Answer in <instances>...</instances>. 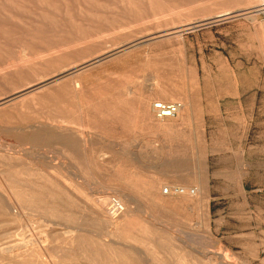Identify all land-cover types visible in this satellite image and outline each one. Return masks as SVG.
Masks as SVG:
<instances>
[{"label":"rangeland","instance_id":"1","mask_svg":"<svg viewBox=\"0 0 264 264\" xmlns=\"http://www.w3.org/2000/svg\"><path fill=\"white\" fill-rule=\"evenodd\" d=\"M0 264H264V0H0Z\"/></svg>","mask_w":264,"mask_h":264},{"label":"built area","instance_id":"2","mask_svg":"<svg viewBox=\"0 0 264 264\" xmlns=\"http://www.w3.org/2000/svg\"><path fill=\"white\" fill-rule=\"evenodd\" d=\"M181 109V104L178 102L165 103L158 101L151 106L153 116L158 120L174 118ZM175 194L182 193V189L177 188L173 191ZM163 194H171V190L164 189ZM108 210L111 215H119L124 211L123 204L118 199H111L108 205Z\"/></svg>","mask_w":264,"mask_h":264},{"label":"bare ground","instance_id":"3","mask_svg":"<svg viewBox=\"0 0 264 264\" xmlns=\"http://www.w3.org/2000/svg\"><path fill=\"white\" fill-rule=\"evenodd\" d=\"M162 93H164V92H162ZM154 188V187H153ZM180 189V188H179ZM181 189H182V193H178V195H180V196H183V197H191V196H193V195H195L196 193H197V191H198V189L197 188H195V189H190V188H186V187H181ZM161 192H162V190H161ZM191 195V196H190ZM121 202V201H120ZM122 203V202H121ZM123 204V203H122ZM124 206V205H123ZM10 208V207H9ZM10 211V210H9ZM11 248V247H10ZM14 248V247H13ZM4 249H7V247H5ZM9 250V249H8ZM14 250V249H13ZM6 252V251H5ZM11 252H13V251H11ZM7 253V252H6ZM10 254V253H9ZM13 254V253H12Z\"/></svg>","mask_w":264,"mask_h":264}]
</instances>
